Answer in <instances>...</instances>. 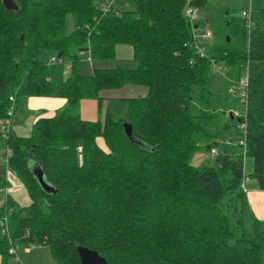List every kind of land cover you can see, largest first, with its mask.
Listing matches in <instances>:
<instances>
[{
  "label": "trees",
  "instance_id": "trees-1",
  "mask_svg": "<svg viewBox=\"0 0 264 264\" xmlns=\"http://www.w3.org/2000/svg\"><path fill=\"white\" fill-rule=\"evenodd\" d=\"M14 1L16 8H6L0 0V119L11 96L16 103L24 96L66 103L39 118L29 137L0 133L12 151L8 166L34 199L20 207L8 196L0 208L9 225L7 234L0 230L1 263L14 245L26 243L49 246L56 264H82L81 245L109 264H264V220L252 212L243 187L251 158V175L264 188V67L249 77L246 116L212 133L205 114L190 110L194 99L217 108L218 94L211 61L198 53L183 12L187 0H126L133 9L116 8L113 0ZM251 17V27L246 18L240 24L241 45L207 51L231 67L232 83L244 65L264 60V9ZM122 44L132 46L139 68H96L89 76L77 70L81 55L113 58ZM52 56L63 62H50ZM129 82L146 84L149 92L131 99L123 118L81 117L82 100H100L104 88ZM240 119L247 122V147L238 155L217 137L235 135L238 143ZM125 122L133 125L132 137ZM206 138L212 140L201 144ZM202 146L218 149L213 165H192ZM32 163L54 192L43 190ZM42 198L47 209L37 203Z\"/></svg>",
  "mask_w": 264,
  "mask_h": 264
},
{
  "label": "rangeland",
  "instance_id": "rangeland-1",
  "mask_svg": "<svg viewBox=\"0 0 264 264\" xmlns=\"http://www.w3.org/2000/svg\"><path fill=\"white\" fill-rule=\"evenodd\" d=\"M257 0H254L256 3ZM251 0H206L202 5H199L196 10V17L201 23L202 27L205 30H212L213 37L207 41L206 50L210 53L212 49H218L225 45L229 47H237L242 44L241 38V22L245 20V11L251 13L254 9L251 6ZM116 8L122 9H133L134 5L128 3L126 0H116L114 2ZM211 49V50H210ZM80 56V55H79ZM82 59L77 62L76 68L82 75H92L95 68H115V69H136L139 68L140 62L134 55V50L131 45L122 44L118 45L115 51V56L113 58L105 59H92L87 56L81 55ZM220 65L226 67L228 70L231 67L227 64L225 60H220ZM264 67V60L254 61L248 64L242 69L241 79H247L248 77H255L261 69ZM71 71V64H68V69L65 71L68 75ZM230 71V70H229ZM211 80V79H210ZM221 81H227L224 76H221ZM221 82L215 80L213 84L218 87ZM231 86V85H230ZM223 99V104L218 103L217 108H215L211 113V110L202 106V104L194 99L191 103V113L195 117H199L202 114H205V121L209 125H215L219 121L220 129L224 124L229 126L231 121L229 119V110L228 108L222 110L224 105L230 106L229 108L234 109H243L244 103L240 98H235L229 101L230 89ZM149 92V88L146 84L138 82H129L120 87H107L101 91V99H89L87 102H93V117L96 120H101L102 123L106 122L108 118L118 121L124 117L126 110L130 106V101L133 98L146 96ZM93 100V101H92ZM227 103V104H226ZM28 108L18 107L15 114V119H19L21 123H25L26 120L31 119V111H27ZM239 109L237 115L241 114ZM207 115V116H206ZM14 119V117H13ZM3 124V119H0V132L1 126ZM207 124V123H206ZM205 124V126H206ZM13 125V121H12ZM217 125V124H216ZM210 127V126H209ZM208 130V126H207ZM222 130V129H221ZM12 131V126L11 130ZM237 136L233 135L228 139V144L226 149L230 152H235L240 155L244 153V148L236 143ZM211 138H206L201 142H210ZM103 138L99 140L98 144L100 147H105L106 144L103 143ZM107 149V148H106ZM105 149V150H106ZM5 147H0V154L5 152ZM2 155H0L1 157ZM216 159V155L212 154L210 149L202 146L200 150L193 156L191 163L196 167H201L203 165H213ZM246 160V172L249 173L252 169V159L245 158ZM5 176H9V186L14 187V191H10L9 195L7 191H2L4 189L1 181ZM253 181L246 178L245 192L248 198L247 189L250 187V184ZM21 186V192H18L17 185ZM8 196L14 203L20 207H29L34 203V199L31 196L27 186L22 181V179L17 175L15 170L12 167H7L6 162L2 157L0 158V208L6 207L8 203ZM20 201V202H18ZM38 205L42 209H47L48 204L45 199H39ZM15 251L11 252L14 254L10 255L5 264H56L55 259L52 255L49 246L43 244H26L19 243L13 246ZM2 257L0 256V264Z\"/></svg>",
  "mask_w": 264,
  "mask_h": 264
},
{
  "label": "crops",
  "instance_id": "crops-1",
  "mask_svg": "<svg viewBox=\"0 0 264 264\" xmlns=\"http://www.w3.org/2000/svg\"><path fill=\"white\" fill-rule=\"evenodd\" d=\"M251 1H252L251 6L253 7V9H264V0H257L256 3L254 2V0H251ZM196 22L200 23L198 21L197 17H196ZM210 74H211V84L213 86V89L215 90V93L218 94L217 103H220L222 105L223 99H221V98L228 95L227 92H228V88L230 85H231L230 87H234V85L232 83L233 81L231 79H229L230 78L229 73H228L227 77L224 76L227 79V81H221V75L214 73L213 71H211ZM215 80L221 82L220 85H218V87L213 84V81H215ZM232 90H233V88L230 89V93H232ZM234 96H235V94H234ZM88 100L89 99H84L81 102V105H80L81 117L85 118V119H89V120H96V119H94V117L92 115L93 114V107H94L93 102L88 103L87 102ZM199 102L202 104L203 107L206 106L211 110L209 113H211L215 109L213 103H206L205 104V103H202L201 101H199ZM65 103H66V98L59 97V96H24V97L20 98L19 100H17V103H16V112H17V109L19 106L21 108L22 107L28 108L27 111H31L32 117H31L30 121L28 119L23 124L19 121L18 118L16 120L15 115H14L12 132L19 137L31 136L34 123L39 118L51 117V116L55 115V113L60 108H62L65 105ZM229 107L230 106L224 105L222 107V110H225L228 108L229 119H231V118L233 119L234 117L237 118L238 117L237 113H238L240 108L239 109H237V108L231 109ZM240 110H241L240 112H242V109H240ZM16 112H15V114H16ZM216 122H217L216 123L217 125L216 124L215 125H213V124L208 125V131L209 132L216 133L218 131V129H220L219 121H216ZM225 126L228 127L226 124H224L223 127H225ZM1 135H2V133H1ZM100 139H102V137H98L97 142H99ZM228 139H229V137H227L226 139H222V137H217L218 141L225 143L224 149H226V146L228 144ZM103 143L106 144L105 140L103 141ZM0 147H3L1 138H0ZM106 148H107V146L103 147V149H106ZM0 155H2L1 156L2 159H4V161L6 162L5 154L1 153ZM6 165H7V167H9L7 162H6ZM251 172H252V169L249 173H247V177H246V178L250 179V181H253V182H251L250 187L247 189L248 203H249V206H250L252 212L254 213V215L258 219L264 220V188H262L259 185L257 179L251 175ZM9 181H10L9 176L3 177L2 181H1V183L4 187V189L1 188V190L7 191L8 195H9L10 191H14V187L9 186L10 185ZM245 184H246V179H244V185ZM17 187L19 189L18 192L20 193L21 192V186L18 184ZM18 202H20V201H18Z\"/></svg>",
  "mask_w": 264,
  "mask_h": 264
},
{
  "label": "built area",
  "instance_id": "built-area-1",
  "mask_svg": "<svg viewBox=\"0 0 264 264\" xmlns=\"http://www.w3.org/2000/svg\"><path fill=\"white\" fill-rule=\"evenodd\" d=\"M116 0H113V3ZM195 0H187L186 5L184 7V14L191 22V25L193 27V35H194V41L196 43L197 51L200 54L201 57H208L212 64V71L214 73H217L221 76H226L229 73V70L226 67H223L219 64V62L215 58H210L209 53L206 50V43L213 37V31L212 30H205L202 26L198 27L196 24V10L197 7L192 4V2ZM110 5L108 4L105 7V10H110ZM245 16L247 19L248 25L251 27L253 25V20L251 17V13L248 11H245ZM82 53H84L82 51ZM89 58H91V55H88ZM50 62L52 63H62L63 60L61 58H58L57 56H52L50 58ZM249 77L247 79H241L238 82H234L232 93L235 94L236 97L240 98L244 103V108L242 109V112L240 115L246 116V101L248 99V86H249ZM11 104L7 111V116L3 119V124L1 126V133L4 138L9 137V133L12 126L13 117L16 112V102L15 97H10ZM239 115V116H240ZM238 128L240 129V137L237 140L238 144L241 145L244 148V151L247 147L246 137H247V122L246 120H239ZM5 158L6 162H8L9 157L12 155V151L9 147L5 148ZM212 154H217L218 150L216 148H213L211 150ZM243 187L245 188L244 181H243ZM0 230L2 234H7L9 232V225H8V218L6 216L0 217ZM12 251L14 252V248H12Z\"/></svg>",
  "mask_w": 264,
  "mask_h": 264
},
{
  "label": "water",
  "instance_id": "water-1",
  "mask_svg": "<svg viewBox=\"0 0 264 264\" xmlns=\"http://www.w3.org/2000/svg\"><path fill=\"white\" fill-rule=\"evenodd\" d=\"M6 8H16L17 5L14 0H3ZM124 129L129 137L133 135V125L130 122L124 123ZM32 171L40 183L44 191L48 193L54 192V187L50 185L44 178L43 170L36 164L32 163ZM78 253L82 264H109L107 259L101 255L97 250L87 246H78Z\"/></svg>",
  "mask_w": 264,
  "mask_h": 264
}]
</instances>
